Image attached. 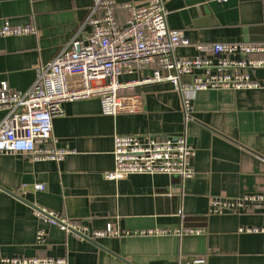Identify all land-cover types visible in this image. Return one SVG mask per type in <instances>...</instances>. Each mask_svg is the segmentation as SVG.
I'll list each match as a JSON object with an SVG mask.
<instances>
[{
    "label": "crops",
    "instance_id": "obj_1",
    "mask_svg": "<svg viewBox=\"0 0 264 264\" xmlns=\"http://www.w3.org/2000/svg\"><path fill=\"white\" fill-rule=\"evenodd\" d=\"M143 6L149 0H115ZM168 26L191 45L176 56L192 58L197 45H264V0H164ZM93 0H0V27L31 25L35 33L0 38V82L26 92L36 69L50 63L86 21ZM126 10H117L120 24ZM86 28L83 34H89ZM140 75H142L140 77ZM264 81V70L253 72ZM151 70L124 76L134 82ZM184 83L191 78L184 76ZM145 98L140 114L108 117L99 99L63 104L53 121L59 148L72 152L60 163L34 162L25 154L0 155V252L7 257H64L68 264H179L205 257L207 264H264V234H239L260 227L259 211L210 214L212 198L264 195V89L208 90L193 100L186 121L182 97L168 82L135 86ZM5 116L0 112V123ZM195 148V175H133L113 182L115 136L178 137ZM26 180L42 185L34 206L82 221L93 230L112 224L125 231L196 230L182 236L81 240L40 221L25 202ZM14 194V195H12ZM43 230L46 240L36 241Z\"/></svg>",
    "mask_w": 264,
    "mask_h": 264
},
{
    "label": "built area",
    "instance_id": "obj_2",
    "mask_svg": "<svg viewBox=\"0 0 264 264\" xmlns=\"http://www.w3.org/2000/svg\"><path fill=\"white\" fill-rule=\"evenodd\" d=\"M226 3L228 0H208ZM127 12L124 25L117 10ZM164 0H149L146 5H119L115 0H93L90 13L81 28L54 59L36 69L33 86L26 92L12 90L0 82V155L25 154L34 162L60 163L72 154L59 148L53 138V121L63 114V104L99 99L102 114L108 117L140 114L145 98L133 93L135 86L168 82L182 97L183 114L192 121L193 100L198 92L208 90H259L264 81L253 78V72L264 70V45L247 43H213L196 46L192 58L176 56L177 48L191 45L183 32L169 28ZM86 28L90 33L84 35ZM35 33L31 25H13L6 21L0 27V38ZM151 70L152 76L134 82H123L126 75ZM142 75H140L141 77ZM191 81L184 83L182 78ZM114 169L105 174L109 181L127 180L133 175H168L190 179L195 175V148L186 133L178 137L115 136ZM36 190H43L42 185ZM25 202V201H24ZM43 223L57 226L81 240L101 238L182 236L200 234L194 230L125 231L107 225L93 230L82 221L25 202ZM259 211L260 227H241L239 234H264V195L238 198H212L209 213H242ZM46 234L40 230L36 241L43 244ZM0 264H68L64 257H7L0 252ZM179 264H207L205 257H193Z\"/></svg>",
    "mask_w": 264,
    "mask_h": 264
},
{
    "label": "water",
    "instance_id": "obj_3",
    "mask_svg": "<svg viewBox=\"0 0 264 264\" xmlns=\"http://www.w3.org/2000/svg\"><path fill=\"white\" fill-rule=\"evenodd\" d=\"M36 191V182H31L30 180H26L25 187L23 188V192L26 194L25 202L34 205V197ZM14 195V194H12Z\"/></svg>",
    "mask_w": 264,
    "mask_h": 264
},
{
    "label": "trees",
    "instance_id": "obj_4",
    "mask_svg": "<svg viewBox=\"0 0 264 264\" xmlns=\"http://www.w3.org/2000/svg\"><path fill=\"white\" fill-rule=\"evenodd\" d=\"M128 17V16H127ZM126 20H127V18H126ZM125 24V23H124ZM123 23H122V25H124Z\"/></svg>",
    "mask_w": 264,
    "mask_h": 264
}]
</instances>
